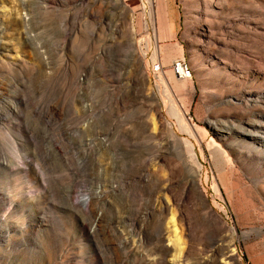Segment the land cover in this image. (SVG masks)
Returning a JSON list of instances; mask_svg holds the SVG:
<instances>
[{
	"label": "rangeland",
	"instance_id": "rangeland-1",
	"mask_svg": "<svg viewBox=\"0 0 264 264\" xmlns=\"http://www.w3.org/2000/svg\"><path fill=\"white\" fill-rule=\"evenodd\" d=\"M145 1L0 0V264H264V0H175L164 43Z\"/></svg>",
	"mask_w": 264,
	"mask_h": 264
},
{
	"label": "bare ground",
	"instance_id": "bare-ground-1",
	"mask_svg": "<svg viewBox=\"0 0 264 264\" xmlns=\"http://www.w3.org/2000/svg\"><path fill=\"white\" fill-rule=\"evenodd\" d=\"M152 2L153 0H146L145 3H144V8L146 9V12L148 14V16L151 18V23H153V10L155 11V8L152 7ZM135 17V16H134ZM132 24L130 25V34L132 35L134 33V30H135V18H132ZM157 27V26H156ZM132 37V36H131ZM159 35L158 33H155L154 36L152 37V39H158ZM151 38V37H150ZM133 44V42L131 43ZM156 48V47H155ZM154 48V55H157L158 54V49ZM182 62H183V68L186 69L188 75L190 76L191 73H192V68L190 66V64L188 63L187 60H185L184 58H182ZM143 76V75H142ZM158 76V79H159V83L161 84L162 86V90H168V84L166 82V80L163 79L162 75L160 74V72L157 74ZM264 77V76H263ZM158 87V86H157ZM169 93V92H168ZM167 93V94H168ZM170 96V95H168ZM258 96V95H257ZM170 99V97H168ZM236 100L233 101V103H236L234 105H237L239 106V104H245V99L238 96V97H234ZM260 98V97H259ZM257 98L254 99V102L258 101ZM168 112L172 115H175L180 126L185 130L187 131L190 135H194V131H195V127L194 125L190 124L189 122L186 121V119L184 118L182 112L180 111V109L175 106L173 103L170 104V106L168 107ZM153 124V128L156 129V122H152ZM214 127V125H212ZM255 130V129H254ZM256 132V131H255ZM255 132L251 131V134H256ZM184 143H185V149L188 153V164H189V167L192 168V172H191V177L194 178L198 175V170L200 168V161H199V158L196 154V152L194 151V148H193V144L191 143L190 140L188 139H185L184 140ZM217 150H221L218 146H217ZM186 153V154H187ZM201 155V154H200ZM200 171V170H199ZM90 195L88 193H85V194H82L78 200V202H80L82 204V206L84 208H87L90 206ZM223 226L221 225L220 228H222ZM92 229H90L89 231H91ZM5 231L6 233L9 235L11 230H9L7 228V225L5 226ZM4 231V233H5ZM5 233V234H6ZM6 234V235H7ZM119 249H122V252H125V253H137L139 252V248L141 247V245H134V244H129L128 243V240H124V241H120V243L117 245ZM159 247H161V256H159L157 259V261L160 263V264H186L185 263V259H186V247L183 245H174L173 247L171 246H163V245H159ZM218 248H220V246H217ZM225 251L223 252V254L221 253V257L218 258V257H214L212 259V264H231V260H233V256L235 255V250L234 248H230L229 245L225 246ZM154 249H156V247L154 246ZM173 250L175 252L178 251V255H176L175 257H172V258H167V253L170 251V250ZM141 251V250H140ZM142 258V257H141Z\"/></svg>",
	"mask_w": 264,
	"mask_h": 264
},
{
	"label": "crops",
	"instance_id": "crops-1",
	"mask_svg": "<svg viewBox=\"0 0 264 264\" xmlns=\"http://www.w3.org/2000/svg\"><path fill=\"white\" fill-rule=\"evenodd\" d=\"M156 12V26L158 28L159 38L157 41L164 43L175 37L178 24V10L175 0H154ZM163 57L166 58L171 53L170 44H163Z\"/></svg>",
	"mask_w": 264,
	"mask_h": 264
},
{
	"label": "built area",
	"instance_id": "built-area-1",
	"mask_svg": "<svg viewBox=\"0 0 264 264\" xmlns=\"http://www.w3.org/2000/svg\"><path fill=\"white\" fill-rule=\"evenodd\" d=\"M170 67L172 72L180 78L189 77L185 68H183L182 57H176L171 60ZM162 69V64L159 60L152 61L149 65V70L152 74L157 75Z\"/></svg>",
	"mask_w": 264,
	"mask_h": 264
},
{
	"label": "water",
	"instance_id": "water-1",
	"mask_svg": "<svg viewBox=\"0 0 264 264\" xmlns=\"http://www.w3.org/2000/svg\"><path fill=\"white\" fill-rule=\"evenodd\" d=\"M248 232H249V231L247 230V232H246V233L248 234ZM247 234H246V235H247Z\"/></svg>",
	"mask_w": 264,
	"mask_h": 264
}]
</instances>
